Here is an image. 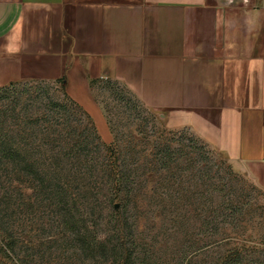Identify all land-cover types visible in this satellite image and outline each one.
Segmentation results:
<instances>
[{
  "label": "rangeland",
  "instance_id": "1",
  "mask_svg": "<svg viewBox=\"0 0 264 264\" xmlns=\"http://www.w3.org/2000/svg\"><path fill=\"white\" fill-rule=\"evenodd\" d=\"M94 94L106 135L58 82L0 89V153L7 138L39 163L0 159V235L16 240L15 253L0 245V264H112L118 244L138 264H264V186L122 86L102 82Z\"/></svg>",
  "mask_w": 264,
  "mask_h": 264
},
{
  "label": "crops",
  "instance_id": "2",
  "mask_svg": "<svg viewBox=\"0 0 264 264\" xmlns=\"http://www.w3.org/2000/svg\"><path fill=\"white\" fill-rule=\"evenodd\" d=\"M58 82L106 135L117 82L264 186V6L227 0H0V87Z\"/></svg>",
  "mask_w": 264,
  "mask_h": 264
},
{
  "label": "trees",
  "instance_id": "3",
  "mask_svg": "<svg viewBox=\"0 0 264 264\" xmlns=\"http://www.w3.org/2000/svg\"><path fill=\"white\" fill-rule=\"evenodd\" d=\"M104 82H107L111 86H119L117 82L111 81V80H105ZM19 83V82H17ZM17 83H12L7 86L0 87V89L7 88L8 86H12ZM96 87V86H95ZM126 90L124 89V92ZM65 92V91H64ZM128 92V91H126ZM66 93V92H65ZM67 96V94H66ZM68 97V96H67ZM69 98V97H68ZM71 102L74 104L78 105L75 101L69 98ZM75 130L76 135L73 137V146L75 150H78L76 148H79V146L82 144L81 137L82 135L78 133L79 127H77ZM90 132L95 134V128H89ZM96 135V134H95ZM62 138V136H61ZM64 140V138H62ZM60 140V141H63ZM1 145L4 147L2 150V153H0V159L1 162L4 164H12L15 166H21L28 170L31 171V169L37 170L39 169V163L37 162L36 156L30 153H23L20 152L18 148H16L17 143L11 141L10 139L4 138L2 140ZM68 145L60 144L58 145V150L57 154H64L66 151H68ZM0 245L4 246L6 250H10L12 252H16V240L15 236L12 233V231L8 230L6 236L0 235ZM98 250L100 252V255L103 257H107L109 259V251L108 250V245L107 242L101 241L99 243ZM133 248H123L119 244L113 246V258H112V264H138L137 260H139L138 252L136 250H132ZM108 255V256H107Z\"/></svg>",
  "mask_w": 264,
  "mask_h": 264
}]
</instances>
